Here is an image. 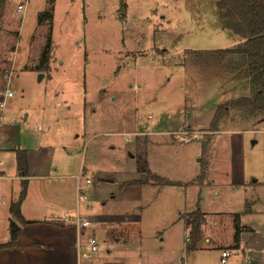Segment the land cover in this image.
Here are the masks:
<instances>
[{"label":"rangeland","instance_id":"1","mask_svg":"<svg viewBox=\"0 0 264 264\" xmlns=\"http://www.w3.org/2000/svg\"><path fill=\"white\" fill-rule=\"evenodd\" d=\"M217 1L0 0V93L9 78L14 92L4 115L15 126L12 143L28 145L36 161L24 218L48 221L52 182L71 172L91 180V213L140 208L153 228L172 222L171 208L196 193L200 158L199 174L209 161L210 175L245 169L264 190V121H239L232 112L209 130L218 105L247 95L218 62L197 54L243 43L221 29ZM13 188L16 203L18 180ZM9 234L1 223L0 244ZM97 247L83 264L106 256L101 240Z\"/></svg>","mask_w":264,"mask_h":264},{"label":"crops","instance_id":"2","mask_svg":"<svg viewBox=\"0 0 264 264\" xmlns=\"http://www.w3.org/2000/svg\"><path fill=\"white\" fill-rule=\"evenodd\" d=\"M263 121L264 118L257 120L259 123ZM1 127L0 159L5 165L1 167L0 209L3 210L1 207L6 205L7 209L0 215V224L8 229L10 223L15 222L9 214V207L14 204L13 182L18 180L19 185L21 182L15 152L22 150L26 153L28 167L26 197L21 205L23 218V207L29 195L30 182L33 181L31 166L36 161H31L35 154L28 149V145L21 148L18 139L12 143V139L16 137L13 130L15 126L11 120L7 121L5 115ZM41 158L40 155L39 161ZM200 161L201 158L197 160L198 168L192 181L200 176ZM209 166L210 161L203 179L196 184V193L189 198L185 195L183 206L171 208L170 215L174 220L156 228L146 226L140 208L94 215L89 211V205L76 204L75 177L79 174H61L56 178L59 182H52L56 186L53 193L56 206L52 208L48 221H30L24 218L31 224L21 227L16 248L0 251V264H83L77 247V242L81 239L79 231L72 226H65L62 223L65 215L56 216L55 209H68L69 212L73 211L72 214L79 212L97 219L99 229H95L93 234L107 246L106 256L98 255L99 264H219L221 252H229L227 264H264V190H259L256 181H248L245 169L210 175ZM37 179L42 180L41 176ZM37 189L42 190V184ZM122 189L124 186H119L118 192ZM115 197L114 192L111 198ZM235 200L239 203L236 204ZM196 210L201 214L199 230L196 238L191 241L188 216ZM168 211L169 208L165 212ZM235 217L239 225L236 246L233 242ZM185 236H188V242H185Z\"/></svg>","mask_w":264,"mask_h":264},{"label":"trees","instance_id":"3","mask_svg":"<svg viewBox=\"0 0 264 264\" xmlns=\"http://www.w3.org/2000/svg\"><path fill=\"white\" fill-rule=\"evenodd\" d=\"M216 17L221 29L241 37L243 43L233 48L223 50L205 51L201 57L218 62L226 72L225 76L234 84H239L247 92L236 99L225 101L218 105L211 118V132L217 131L221 120L229 113L235 112L239 121H257L264 118V0H218L216 2ZM49 42L43 51L44 62L41 68H45L49 59ZM17 173L21 179V190L16 203L9 207V214L15 222L9 225V240L0 244V251L17 247V239L22 226L31 224L21 214V205L25 199L27 188V162L26 153L22 150L15 152ZM146 170V168H145ZM147 173L148 170H146ZM204 168L201 169L200 177L203 178ZM161 181V185H169L160 177H153ZM142 185L141 182H138ZM200 213L198 210L190 214V235L193 241L199 230ZM235 235L234 243L237 245L239 225L237 217L234 220Z\"/></svg>","mask_w":264,"mask_h":264},{"label":"built area","instance_id":"4","mask_svg":"<svg viewBox=\"0 0 264 264\" xmlns=\"http://www.w3.org/2000/svg\"><path fill=\"white\" fill-rule=\"evenodd\" d=\"M20 12H23L24 6H21L18 8ZM10 85V78L6 82L7 88L4 92L0 93V130L1 126L4 122V112H5V106L9 99L14 97V92L9 90ZM2 162L0 161V179L2 178ZM76 188H75V195H76V204H84L88 205L89 202V195H88V189L91 184V180L89 178L82 179L80 175L76 176ZM62 223L65 226L73 227L75 230L79 231L81 235V239L77 242V247L80 249L79 258L81 260H91L94 258V254L97 252V239L92 234L93 231L96 228V221L93 220L92 216L80 214L79 212H76L74 214H71L69 216H65L62 219ZM185 242H188V236H185ZM82 248H86L87 250H84ZM229 257V252H221L220 254V262L219 264H227V258Z\"/></svg>","mask_w":264,"mask_h":264}]
</instances>
